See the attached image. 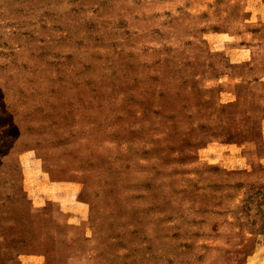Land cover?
<instances>
[{
    "label": "rangeland",
    "instance_id": "obj_1",
    "mask_svg": "<svg viewBox=\"0 0 264 264\" xmlns=\"http://www.w3.org/2000/svg\"><path fill=\"white\" fill-rule=\"evenodd\" d=\"M0 264H264V0H0Z\"/></svg>",
    "mask_w": 264,
    "mask_h": 264
}]
</instances>
